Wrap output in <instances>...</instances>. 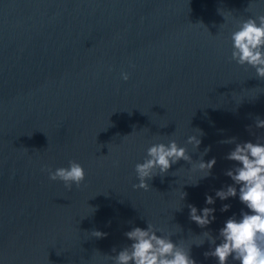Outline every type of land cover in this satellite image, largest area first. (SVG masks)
Returning <instances> with one entry per match:
<instances>
[{
    "label": "water",
    "instance_id": "obj_1",
    "mask_svg": "<svg viewBox=\"0 0 264 264\" xmlns=\"http://www.w3.org/2000/svg\"><path fill=\"white\" fill-rule=\"evenodd\" d=\"M261 15L264 0H0V264H112L132 243L125 233L148 224L196 264H218L204 255L213 245L195 244L205 231L219 244L227 219L249 212L238 195L215 197L240 166L221 141L264 144V80L231 60L230 37ZM169 140L192 163L134 190L135 165ZM206 148L216 164L199 179ZM72 160L85 181L69 191L44 169ZM188 205L214 208V222L200 228Z\"/></svg>",
    "mask_w": 264,
    "mask_h": 264
},
{
    "label": "clouds",
    "instance_id": "obj_2",
    "mask_svg": "<svg viewBox=\"0 0 264 264\" xmlns=\"http://www.w3.org/2000/svg\"><path fill=\"white\" fill-rule=\"evenodd\" d=\"M230 39L231 60L240 66L248 65L254 68L257 78L264 80V15L240 22L238 29L231 33ZM121 79L127 82L128 73L122 72ZM255 126L264 129V120L257 117ZM194 131L196 134L188 137L187 144L192 145L197 151L201 144V139L198 137L203 133L199 129ZM221 143L235 144L234 150L226 156V159L240 166L226 171L225 175L231 178L234 184L217 190L215 197L224 201L238 195L239 201L251 214L242 211L239 220L235 215L227 219L224 227L219 230V244L210 232L205 231L202 233L205 239L195 245L200 247L207 240L214 249L205 252L204 255L206 258H215L218 264H228L230 258L237 264H264V144L260 143L258 138L255 143H237L235 138ZM209 151L210 148H206L198 163L193 165L192 171L200 174L199 179L209 177L216 164L215 158L208 162L204 161L203 156ZM181 160L192 163L187 148L179 146L175 140H169L167 144L162 142L152 144L147 149L144 161L135 165L136 178L139 182L133 184V189L150 191L149 182L156 176L167 175L171 167ZM44 171L48 173L50 181L62 182L69 191L72 190L73 185L79 189L85 181L83 166L74 160L69 161L68 167H60L55 171L46 168ZM237 186H239L238 191ZM186 195L181 191V201ZM214 203L215 199L212 196H206L207 205ZM188 208L190 220L200 228H206L215 220L214 208L205 207L199 214L195 206L188 205ZM229 208L230 205L225 204L221 211L226 212ZM160 231L162 230L151 224L147 225L146 230L134 227L125 233L126 238L132 243L125 246L118 255L106 256L107 259L111 260L112 264H196L191 257V248L185 250L184 247L174 243L170 236L157 235ZM91 235L97 239L106 236L100 231H93ZM115 251L114 248L113 252Z\"/></svg>",
    "mask_w": 264,
    "mask_h": 264
}]
</instances>
